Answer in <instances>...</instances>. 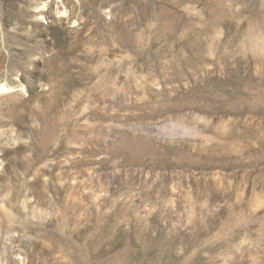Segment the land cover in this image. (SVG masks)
Listing matches in <instances>:
<instances>
[{
    "label": "rangeland",
    "instance_id": "1",
    "mask_svg": "<svg viewBox=\"0 0 264 264\" xmlns=\"http://www.w3.org/2000/svg\"><path fill=\"white\" fill-rule=\"evenodd\" d=\"M0 264H264V0H0Z\"/></svg>",
    "mask_w": 264,
    "mask_h": 264
}]
</instances>
